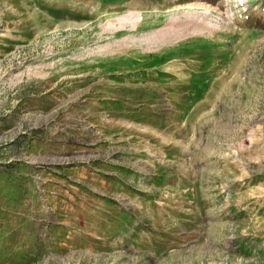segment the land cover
Here are the masks:
<instances>
[{
    "label": "rangeland",
    "instance_id": "rangeland-1",
    "mask_svg": "<svg viewBox=\"0 0 264 264\" xmlns=\"http://www.w3.org/2000/svg\"><path fill=\"white\" fill-rule=\"evenodd\" d=\"M0 264H264V0H0Z\"/></svg>",
    "mask_w": 264,
    "mask_h": 264
}]
</instances>
